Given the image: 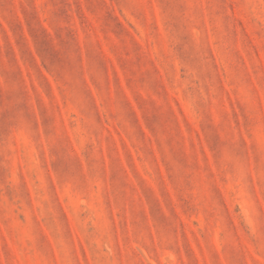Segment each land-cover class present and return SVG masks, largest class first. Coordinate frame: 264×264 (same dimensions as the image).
<instances>
[{
	"label": "rangeland",
	"instance_id": "rangeland-1",
	"mask_svg": "<svg viewBox=\"0 0 264 264\" xmlns=\"http://www.w3.org/2000/svg\"><path fill=\"white\" fill-rule=\"evenodd\" d=\"M0 264H264V0H0Z\"/></svg>",
	"mask_w": 264,
	"mask_h": 264
}]
</instances>
